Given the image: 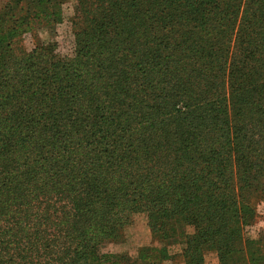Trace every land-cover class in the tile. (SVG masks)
Instances as JSON below:
<instances>
[{
    "label": "trees",
    "instance_id": "trees-1",
    "mask_svg": "<svg viewBox=\"0 0 264 264\" xmlns=\"http://www.w3.org/2000/svg\"><path fill=\"white\" fill-rule=\"evenodd\" d=\"M28 1L0 6V264H127L100 248L140 217L142 262L176 239L185 264H264L246 230L264 205V0H78L64 56L35 33L24 49L64 22L59 0Z\"/></svg>",
    "mask_w": 264,
    "mask_h": 264
},
{
    "label": "rangeland",
    "instance_id": "rangeland-1",
    "mask_svg": "<svg viewBox=\"0 0 264 264\" xmlns=\"http://www.w3.org/2000/svg\"><path fill=\"white\" fill-rule=\"evenodd\" d=\"M8 0H0V6L7 3ZM64 1V3H61ZM35 3L26 0V4ZM22 6L25 3H21ZM26 6V5H25ZM21 7V6H20ZM19 7V8H20ZM53 11H63L64 22L53 27H40L35 31L28 32L24 37V49L31 50L33 48L32 34H36L37 40L40 43L48 45L50 43H57V51L61 55H68L74 48V38L72 36V22L78 21L81 16V8L78 0H59L52 6ZM25 14V13H24ZM260 219L251 227L246 228L249 231L248 235L252 237L260 236L264 239V230L261 225L264 222V205L261 209ZM179 229H183L179 226ZM187 233H192L191 228H186ZM172 239L168 242L169 253L173 255V259L160 260L156 256H150L147 263L138 259V250L141 248H148L153 245V238L148 227L145 217L137 219L136 223L132 225L127 232V238L123 241H109L104 243L101 248V254L109 255L112 260H120L124 257V263L127 264H185L183 258L179 257L182 251V244ZM205 264H220L219 258L215 252H210L205 256Z\"/></svg>",
    "mask_w": 264,
    "mask_h": 264
},
{
    "label": "crops",
    "instance_id": "crops-1",
    "mask_svg": "<svg viewBox=\"0 0 264 264\" xmlns=\"http://www.w3.org/2000/svg\"><path fill=\"white\" fill-rule=\"evenodd\" d=\"M262 226V228H263V230H264V222H263V225H261Z\"/></svg>",
    "mask_w": 264,
    "mask_h": 264
}]
</instances>
